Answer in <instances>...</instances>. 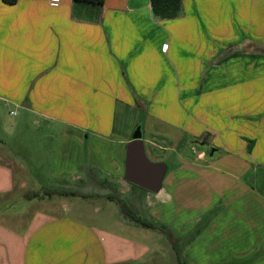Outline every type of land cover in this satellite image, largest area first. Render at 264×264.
Here are the masks:
<instances>
[{
    "label": "crops",
    "instance_id": "1",
    "mask_svg": "<svg viewBox=\"0 0 264 264\" xmlns=\"http://www.w3.org/2000/svg\"><path fill=\"white\" fill-rule=\"evenodd\" d=\"M181 1L178 18L159 21L149 0H104L97 12L77 9L72 0H58L57 6L49 0H0V111L13 109L18 117L12 129L17 144L7 148L0 140V264H150L153 244L134 237L163 230L175 264L180 254L184 264H199L198 245L205 246V264H264V115L223 114L221 131L200 120L207 121L211 110L198 85H210L201 75L212 67L203 60L208 56L188 69L182 59L188 48L197 56L191 24L202 28L212 21L214 2ZM230 33L223 38L227 50ZM244 41L232 47L234 53L244 59L258 53ZM208 50L204 46L203 53L212 56ZM172 67L177 84L167 113L153 102L165 92L166 69L173 76ZM144 85L156 90L154 98L137 89ZM135 97L147 112L141 127L146 157L166 165L170 153L177 158L156 202L143 213L155 220L142 221L158 229L138 226L111 207L103 224L96 217L101 209L86 205L112 204L115 190L129 184L124 162L137 127ZM199 101H205L201 108ZM232 122L242 126L230 127ZM202 145L211 146L209 155ZM40 151L48 166L41 184L31 169ZM236 199L231 213L242 221L230 228L236 231L224 224L216 243H198L202 223L207 233L219 231L212 218L203 221L205 215L219 202L230 210Z\"/></svg>",
    "mask_w": 264,
    "mask_h": 264
},
{
    "label": "rangeland",
    "instance_id": "2",
    "mask_svg": "<svg viewBox=\"0 0 264 264\" xmlns=\"http://www.w3.org/2000/svg\"><path fill=\"white\" fill-rule=\"evenodd\" d=\"M264 0H213L214 7H213V14H212V21H208L207 23L203 22V27L196 25L195 23L191 24L190 30L192 31L193 38L196 37L197 41V48L198 51L197 56L195 57L194 52L193 54L190 53L188 48V53L186 59H182L183 66L185 69H188L190 66H193V64L197 61L200 62L202 60V57H207L203 59L208 63V67H212L211 70L207 71V74L205 71L201 75V80L206 78V82H210V85L205 86L204 84L201 86V83L199 81L198 90H201L202 92L199 93L201 97H208L207 105L210 107L209 110H211V115H209V118L207 121L205 119H200L203 123H209L210 126L213 127V123H216L214 125V128L221 131L222 126L221 124L217 125V122L221 121V116L223 114H232L235 112H238V116L241 117L243 112L250 113L255 110V115L261 117V115H264V6H263ZM242 19H243V26L242 29H240V26L242 25ZM255 23H254V22ZM230 36V42L229 44L230 49L227 50L223 44L224 40L223 38L228 35ZM201 37V38H200ZM190 40V39H189ZM244 41L243 43H246V47H253V50H257V54H253L251 56H247L246 59H244L245 56L241 54L240 52L234 53L233 46L237 45L239 41ZM195 41V42H196ZM249 42V45L248 43ZM251 43V44H250ZM213 45V46H212ZM204 46H208L209 50H212V56L210 54H204ZM189 47V46H188ZM224 47V48H223ZM249 50L251 48H248ZM252 54V53H251ZM170 58V57H169ZM174 68L172 67L173 76L170 74L169 70L166 69V85L163 87L165 92L154 100L153 103H155V107L160 109L161 108L164 111H173L174 103L173 98L175 96V93L173 92V89L175 88L177 84V75L174 74ZM206 74V75H205ZM185 80L181 81V83H184ZM181 86H185L182 85ZM153 87L144 85L139 86L137 89L140 91H144V93L148 92V95L151 97L154 96V92L156 90H152ZM161 88V87H160ZM158 90V89H157ZM183 88L181 89V93H183ZM163 91H160L162 93ZM164 98L162 99V97ZM182 97H186L184 94ZM154 98V97H153ZM152 98V99H153ZM212 99V101H211ZM152 103V104H153ZM183 106L185 107V104L183 101ZM205 101H199V107L201 108V104H204ZM135 107L137 108V116L138 120L141 121L143 126V120L147 112L145 111L144 104L141 101L139 97H135L134 100ZM161 108H160V107ZM203 106V105H202ZM176 107V105H175ZM12 113L9 114L6 110L0 111V127L4 132L0 131V140L5 144L7 148L14 147L17 143L14 141L12 137V129L14 128V124L18 122L17 114L14 113V110H10ZM194 112V110H192ZM156 112V111H155ZM159 113V112H158ZM158 113H150L151 115H155ZM254 113V112H253ZM160 117V116H159ZM163 120H166L168 122H171L174 124L173 119H168L166 117H160ZM154 119L156 120L157 125L159 124L161 127H164V121L162 119ZM242 120V119H241ZM247 119H244L243 121H246ZM45 123L39 122V126H43ZM30 123H27L23 126L29 127ZM153 126V124L151 123ZM239 128L242 126V122H240L238 125L235 123H229V126L231 127ZM168 127V126H167ZM136 128V127H135ZM134 128V129H135ZM215 129V130H216ZM203 138V137H202ZM204 138H206V135H204ZM205 141V140H204ZM23 145V143H18V146ZM251 145L249 141L246 139V147ZM203 147L207 148L208 155L211 152L212 148L209 145H202ZM202 146H199L201 148ZM50 150H47L44 152L49 153ZM110 154V151H108ZM187 153H190L187 151ZM261 153H264L262 151ZM43 152L40 151L39 155L35 157L38 161L36 162L35 167L31 166L32 173L35 174L34 179H38L39 184L45 182V172L48 169L47 163L45 159H42L40 155H42ZM147 157L148 154H147ZM150 158V157H149ZM166 159V158H165ZM175 159L177 158L170 153L168 158L165 160L168 165V172L171 170H174L176 167ZM128 186L123 187L122 189L117 188L115 190L116 195L115 198L119 201L118 204H116L117 200L114 201L112 204H110L107 201H98L94 200L93 203H87V207H96L100 208L101 212L100 214L96 215L97 219L100 217L102 220V223L105 224L107 221H109L111 215H109V208H112V211L119 210L122 208H125L127 212H129L130 217H138V219H146L148 222H153L155 219H151L144 214H146L147 206L148 204H152L153 202H156L155 197L156 195L153 193H149L141 188H138L137 186H134L132 184H127ZM42 186V185H41ZM37 188L38 185H37ZM88 189V188H87ZM137 192V194H136ZM227 198V195L225 196ZM115 200V199H114ZM264 201V197H263ZM238 199L234 201V203L230 202V205L227 208H230V210H225V205L222 202H219V206H216L213 210V214L205 215L206 217L203 219L204 222L211 219V222H214V224L219 225V231H215L212 233H207L205 231V224L202 223L201 230L198 234L197 241L198 243H203L207 245L209 243V240L211 241L210 244L216 243V239H221L223 230L221 229L223 225L225 224L228 228V231H236V230H230L232 227L233 229L236 228V224L239 222H242L238 219L237 221V215L232 214L233 209L236 207H233V205H237ZM16 204V202H15ZM17 204L19 205V202L17 200ZM217 205V203H215ZM231 206V207H230ZM109 207V208H108ZM145 208V210H143ZM237 209V208H236ZM144 213V214H143ZM122 214V213H121ZM151 220V221H150ZM234 223V224H232ZM199 224V228H200ZM146 231L147 230H142ZM168 230H163L161 232L158 231H149L150 236H136L135 240L139 239L144 242H150L153 244L150 248L151 251L156 250L154 252L153 258L150 262V264H175L172 261V257L169 254V251L165 249L166 247V239L163 235ZM145 233V232H144ZM169 234V233H168ZM205 235V237H203ZM161 239L164 246H160L158 242L157 245H154V243ZM231 239L233 241H237L236 234L233 232L231 234ZM204 241V242H202ZM182 242H186L184 239H182ZM209 245V244H208ZM162 248V249H161ZM197 253H201L202 255L199 256L197 254V263L199 264H205L207 261L205 260V246L198 245L196 248ZM158 253V254H156ZM167 255V257H166ZM219 255H222L219 254ZM217 256L215 259H220L222 256ZM180 260L184 263L183 260L184 257H182V254L179 255ZM136 264V263H135ZM142 264V263H139ZM145 264V263H144Z\"/></svg>",
    "mask_w": 264,
    "mask_h": 264
},
{
    "label": "water",
    "instance_id": "3",
    "mask_svg": "<svg viewBox=\"0 0 264 264\" xmlns=\"http://www.w3.org/2000/svg\"><path fill=\"white\" fill-rule=\"evenodd\" d=\"M167 165L149 161L145 155L141 126H137L125 150L124 181L156 194L162 187Z\"/></svg>",
    "mask_w": 264,
    "mask_h": 264
},
{
    "label": "trees",
    "instance_id": "4",
    "mask_svg": "<svg viewBox=\"0 0 264 264\" xmlns=\"http://www.w3.org/2000/svg\"><path fill=\"white\" fill-rule=\"evenodd\" d=\"M16 0H3L6 4H13ZM75 4V8L81 9L83 7H88L91 9H95L94 11L97 12L98 8L102 6L104 0H72ZM151 12L156 20L163 21V20H172L178 18L182 14V1L181 0H149ZM136 126H141V121L136 122ZM251 144V141H249ZM251 146H247V151L250 152ZM66 196L65 193H60L59 196ZM124 215L127 218L132 219L135 224L138 226L158 229L157 226H151L147 223H144L138 217H129V212L122 208ZM178 264H184L182 261L178 260Z\"/></svg>",
    "mask_w": 264,
    "mask_h": 264
},
{
    "label": "built area",
    "instance_id": "5",
    "mask_svg": "<svg viewBox=\"0 0 264 264\" xmlns=\"http://www.w3.org/2000/svg\"><path fill=\"white\" fill-rule=\"evenodd\" d=\"M49 4L51 6H57L58 5V0H49Z\"/></svg>",
    "mask_w": 264,
    "mask_h": 264
}]
</instances>
